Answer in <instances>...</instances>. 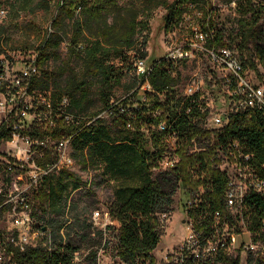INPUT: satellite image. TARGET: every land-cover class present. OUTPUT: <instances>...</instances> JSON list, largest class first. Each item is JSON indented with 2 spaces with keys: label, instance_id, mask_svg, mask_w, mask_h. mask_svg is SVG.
Segmentation results:
<instances>
[{
  "label": "trees",
  "instance_id": "trees-1",
  "mask_svg": "<svg viewBox=\"0 0 264 264\" xmlns=\"http://www.w3.org/2000/svg\"><path fill=\"white\" fill-rule=\"evenodd\" d=\"M52 1L56 3L57 12L51 26L56 28L65 20L71 22L68 46L83 65L79 73L68 69L70 76L63 87L56 84L50 89L49 81H54L61 73L49 71L46 63L58 58L56 51L63 37L56 32L46 33L35 51L40 73L32 88L48 95L55 112H60L61 108L73 114V119L66 121L53 114L54 127H45L47 119H41L28 133L54 142L70 138L74 164L83 169L102 167L104 175L114 181L113 198L106 206V213L114 223L98 231L102 239V235H107V227L111 230V239L105 237V247L111 245L114 262L156 264L153 251L164 233L161 216L171 212L177 188L190 198L203 187L197 205L188 208L185 204V211L197 230L210 225L215 212H219L221 221L231 222L223 198L225 178L218 168V154L236 141L237 148H245L258 162L263 161L264 115L256 110L238 112L230 115L220 128L206 129L203 126L206 113L200 109L206 107L205 102H190L178 90L179 65L161 56L150 62L145 75L136 73V61L147 60V51L143 48L147 43L148 12L155 0L144 1L145 17L138 20L137 14L124 15L119 18V25L118 21H108V15L117 8L119 0ZM160 4L165 8L162 28L166 32L185 28V15L199 12L203 19H197L198 25L204 28L208 24L214 30L206 44L230 48L244 70L264 83V0H237L236 27L229 29L227 35L222 28L215 27L208 0H173ZM137 30L145 32L139 47L133 39ZM132 51L134 61L130 60ZM113 58L118 59L117 65ZM131 70L134 74L128 91L121 97H112V88L120 84L124 72ZM93 79L100 84L101 107L91 116H85L90 103L89 84ZM64 98L67 106L58 107ZM160 124L165 126L163 130L159 129ZM193 137L207 138L209 142L204 149L191 152ZM172 138L176 142L174 152L178 162L172 168L163 169L160 163L168 154L167 140ZM42 151L43 156L35 158L38 165L54 161L52 146ZM85 184L71 169L61 168L44 176L32 196L36 207L44 211L48 206L60 212L66 193ZM243 215L245 227L256 233L264 219V193H250L246 197ZM87 237L81 236L82 239ZM79 249L71 240L60 241L51 251L30 249L16 253L14 259L18 264H70L73 253ZM86 259L96 264L97 252L89 250L83 257L84 261ZM217 262L241 264L240 254L220 253ZM183 264L198 263L187 260ZM245 264H264V260L248 253Z\"/></svg>",
  "mask_w": 264,
  "mask_h": 264
},
{
  "label": "built area",
  "instance_id": "built-area-1",
  "mask_svg": "<svg viewBox=\"0 0 264 264\" xmlns=\"http://www.w3.org/2000/svg\"><path fill=\"white\" fill-rule=\"evenodd\" d=\"M200 13L185 15V29L190 33L185 35L180 44L168 49L163 58L170 63L179 65L195 60L196 56L208 57L213 70L206 75L196 73L185 81L182 95L199 104L205 102L206 107H200L206 113L203 126L206 129H218L225 125L234 113L256 110L264 115V83L258 81L252 73L244 70L241 61L228 47H210L207 40L214 30L208 24L202 28L196 22ZM6 17L4 7L0 8V264H18L14 259L16 253L30 249L51 251L55 247L50 230L44 222L34 220L36 211L33 191L52 171L61 168L71 169L74 160L70 153V138L51 141L48 137L31 136L28 132L37 126L38 111L47 114L45 127H54L55 117H63L66 121L73 119V114L59 109L53 110L48 95L39 93L32 88V83L39 75L36 63V52L18 53L7 49L5 34L1 27ZM209 18V17H208ZM208 18L206 20H208ZM136 73L145 75L148 65L145 60H137ZM216 81H218L216 83ZM220 86L218 94L223 93L226 107L212 113L205 98V89ZM221 86L223 87L221 89ZM198 95V96H197ZM67 99H63L58 107H66ZM208 109V110H207ZM190 111V108L187 109ZM104 114V113H102ZM105 115V114H104ZM165 126L159 125L163 130ZM168 154L160 166L169 169L176 165L178 157L175 154V139H168ZM209 139L191 138V152L204 149ZM238 142L229 143L226 151L218 154V168L224 174V201L229 208L231 222L221 221L219 212H215L212 223L197 230L188 217V234L180 243L178 250L165 257L163 264H183L192 260L198 264H221L217 262L220 253L230 252L236 238L247 235L248 241H242L240 247L246 256L248 253L258 255L264 260V219H261L256 233L245 227L244 209L246 197L250 193H264V160L258 162L253 153L245 148H237ZM53 147L54 161L46 165H38L36 157L43 156L42 149ZM230 146L232 148H230ZM203 192L201 186L186 203L192 208L200 201ZM102 228L113 224L107 213ZM93 224H102L99 211L92 216ZM45 228V230L43 229ZM238 229L237 231L235 229ZM206 229V230H205ZM231 253V252H230ZM79 251L73 253L72 263L80 264L83 257ZM99 257L97 256L96 264ZM246 259V258H245Z\"/></svg>",
  "mask_w": 264,
  "mask_h": 264
},
{
  "label": "rangeland",
  "instance_id": "rangeland-1",
  "mask_svg": "<svg viewBox=\"0 0 264 264\" xmlns=\"http://www.w3.org/2000/svg\"><path fill=\"white\" fill-rule=\"evenodd\" d=\"M144 1L147 0H134L133 2L119 0L117 8L108 15V21H118L116 24L119 25V18L129 14H137V19L140 20L145 17V12H143ZM171 1L173 0H155L148 12L147 43L143 48L147 51V60H145L147 65L163 56L168 49L180 44L185 35L190 33V29L185 28L170 32H166L162 28V16L165 8L160 3ZM208 2L213 12L215 27L222 28L225 35H227L229 29H235L237 13L234 7L237 0H229V2L228 0H208ZM156 3H159V5ZM1 7L6 10V17L3 20L1 29L5 34L7 49L10 52H35L47 32H56L63 37V41L56 51L58 58H51L46 63V68L49 71L61 73L54 81H49L50 89H54L56 84L58 87H63L66 84L70 76L69 68L76 73L82 70L81 60L70 52L68 46L67 38L71 35V22L65 20L61 21L56 28L51 26L57 12L56 3L52 0H0ZM128 9H131V11H128ZM81 17L86 18L83 15ZM190 22L187 21L185 26L190 25ZM96 24V22H93V25ZM144 34L145 32L141 33V30H137L133 36L136 47L140 46ZM133 53V51L129 52L131 61H134ZM112 60L115 65L119 63L117 58ZM211 68L208 57L202 54L196 56L195 60L181 65L179 92L183 93L185 81L190 75L196 73L204 76L213 71ZM133 74V70L124 72L120 84L112 88V97H121L128 91V85L133 80ZM219 88L220 86H214L211 89H205V98L212 113L226 107V102L223 103L224 94H218L217 92ZM99 90L98 80L93 79L89 84L90 103L86 107L85 116H91L93 112L101 107ZM46 117V112L38 111V121L46 119ZM71 171L86 184L66 193L61 204L63 208L60 212H54L48 206H45L44 211L40 207H36L34 220L37 223L44 222L47 225L55 243L71 240L80 247L79 252L81 255L87 254L89 250L96 251L99 257L98 264H117L111 255V245L105 247V237L108 236V239H111V230L107 227V235H102V239L98 234V231L103 229L102 226L105 222L103 215L106 213V206L113 198L115 183L104 175L102 167L83 169L74 164ZM157 171L158 169L154 170V175ZM188 199L189 195L177 188L173 195L171 212L168 215L161 216L164 233L158 246L153 251L157 261L156 264H163L166 256L176 252L182 239L188 234L186 225L188 218L185 211V204ZM95 211H99L102 224H93L92 216ZM82 235H88V237L82 239ZM248 240L247 235L237 237L230 251L233 255L240 254L241 264H245L246 253L241 250L240 244L242 241L247 242ZM91 263L90 259H86L80 264Z\"/></svg>",
  "mask_w": 264,
  "mask_h": 264
},
{
  "label": "water",
  "instance_id": "water-1",
  "mask_svg": "<svg viewBox=\"0 0 264 264\" xmlns=\"http://www.w3.org/2000/svg\"><path fill=\"white\" fill-rule=\"evenodd\" d=\"M45 230V228H43Z\"/></svg>",
  "mask_w": 264,
  "mask_h": 264
}]
</instances>
